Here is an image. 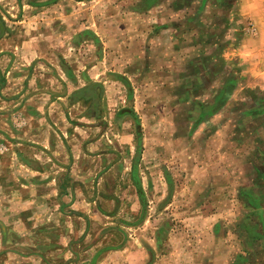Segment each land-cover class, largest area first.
<instances>
[{"label": "crops", "instance_id": "crops-1", "mask_svg": "<svg viewBox=\"0 0 264 264\" xmlns=\"http://www.w3.org/2000/svg\"><path fill=\"white\" fill-rule=\"evenodd\" d=\"M0 142V264H264V0H0Z\"/></svg>", "mask_w": 264, "mask_h": 264}, {"label": "rangeland", "instance_id": "rangeland-1", "mask_svg": "<svg viewBox=\"0 0 264 264\" xmlns=\"http://www.w3.org/2000/svg\"><path fill=\"white\" fill-rule=\"evenodd\" d=\"M0 144H1V142H0ZM0 153H1V150H0ZM13 169H15V170H13L14 171L13 174L18 173V172L20 173V168L17 169V168L14 167ZM23 172H21L20 174H22ZM2 173H3V171H2ZM55 173L56 174H60V173H57V172H55ZM87 185H88L87 191L90 192L92 194V196H94V198L96 199V200H91V201H93L92 205L90 206V210H91L90 213L92 214L95 211L96 212L98 211V206H102V203H100L99 199L97 200V198H96L97 195L99 196L101 194V191H99V190H101V186H100V184H98L97 181H94L93 179H92V182L88 183ZM52 186L54 187L55 185L52 184ZM69 190L75 191V187L74 186L73 187L70 186V189H69V184H68L67 188L66 187L63 188L59 184L58 191L60 193L59 196L61 197L60 201H61V208L62 209L68 208V206H67L68 205L67 204L68 197H65L64 195H66V191H69ZM69 196H70V194H69ZM47 201H49V205H48L49 206V211L51 210V208H53V205H54V207L57 206L56 205V203H57L56 200L53 201L52 199H48ZM78 206H80V205H78ZM41 216H44V215H41ZM102 218L103 219H99V216L97 214L94 215V217L93 216L91 217V228H90L91 235L87 239V241H86L87 243L82 241L81 244L78 243L76 245V250H77L76 252H77V256L78 257L85 256V250H84L85 244L86 245H88V244L92 245L93 244L95 247L96 246L100 247L102 245V242H103V244L108 242L109 244H112V245L121 244V242H123V234H122V232H119L118 230H116V226H117L116 219H114V220L112 219L111 221H113V224L109 225V224H106V220H110V218H107V217H102ZM51 227L52 226L47 227V228L51 229ZM32 232H34V231H32ZM41 233H43L45 238H46V235L52 237V235H50V234H52V231H50V233H49L48 231H43L42 230ZM32 235H34V234L32 233ZM41 235L42 234L39 233V236H41ZM78 237H79V235H78ZM53 239H56V235L54 236ZM95 247L91 250V255L94 254V252L96 250ZM88 254H90V252ZM112 264H113V262H112Z\"/></svg>", "mask_w": 264, "mask_h": 264}]
</instances>
